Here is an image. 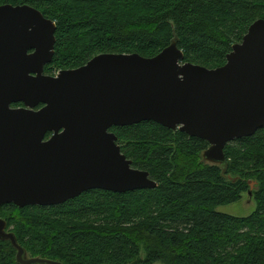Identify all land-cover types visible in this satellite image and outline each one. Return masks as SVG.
<instances>
[{"label":"trees","instance_id":"16d2710c","mask_svg":"<svg viewBox=\"0 0 264 264\" xmlns=\"http://www.w3.org/2000/svg\"><path fill=\"white\" fill-rule=\"evenodd\" d=\"M4 5L30 6L55 23L47 76L78 69L101 54L153 58L174 39L184 63L217 69L248 28L264 20V0H0ZM110 132L133 168L147 172L157 187L88 191L54 207L2 206L7 232L29 258L60 264H264V129L229 143L225 167L201 161L205 141L153 122ZM245 194L255 203L249 216L216 211ZM15 256L11 244L0 241V264H17Z\"/></svg>","mask_w":264,"mask_h":264},{"label":"water","instance_id":"95a60500","mask_svg":"<svg viewBox=\"0 0 264 264\" xmlns=\"http://www.w3.org/2000/svg\"><path fill=\"white\" fill-rule=\"evenodd\" d=\"M55 33V23L30 6L0 7V208L155 189L121 153L113 127L153 122L203 140V161L219 167L229 143L264 129V20L217 69L184 63L174 39L153 58L101 54L47 76ZM6 229L0 218V241L14 248L17 264H60L28 258Z\"/></svg>","mask_w":264,"mask_h":264},{"label":"rangeland","instance_id":"374dc122","mask_svg":"<svg viewBox=\"0 0 264 264\" xmlns=\"http://www.w3.org/2000/svg\"><path fill=\"white\" fill-rule=\"evenodd\" d=\"M201 161L205 163L202 158ZM253 188H254V184H252V189L251 188L249 189L250 190L249 193L253 191ZM216 211L218 213L233 217H247L255 211V203L252 198L248 197L245 194L240 202L225 207H220Z\"/></svg>","mask_w":264,"mask_h":264},{"label":"flooded vegetation","instance_id":"af4514ba","mask_svg":"<svg viewBox=\"0 0 264 264\" xmlns=\"http://www.w3.org/2000/svg\"><path fill=\"white\" fill-rule=\"evenodd\" d=\"M28 257V256H27Z\"/></svg>","mask_w":264,"mask_h":264}]
</instances>
